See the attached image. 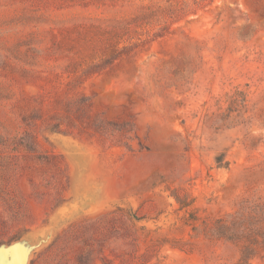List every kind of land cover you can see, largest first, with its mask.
I'll use <instances>...</instances> for the list:
<instances>
[{
    "label": "rangeland",
    "instance_id": "1",
    "mask_svg": "<svg viewBox=\"0 0 264 264\" xmlns=\"http://www.w3.org/2000/svg\"><path fill=\"white\" fill-rule=\"evenodd\" d=\"M49 230L29 264H264V0H0V244Z\"/></svg>",
    "mask_w": 264,
    "mask_h": 264
},
{
    "label": "water",
    "instance_id": "2",
    "mask_svg": "<svg viewBox=\"0 0 264 264\" xmlns=\"http://www.w3.org/2000/svg\"><path fill=\"white\" fill-rule=\"evenodd\" d=\"M47 138L62 136L61 133L52 129L45 132ZM134 221H138L130 212ZM53 232L49 230L43 238L36 242L25 243L24 238L12 241L9 244H0V264H29L34 252L47 245L51 240Z\"/></svg>",
    "mask_w": 264,
    "mask_h": 264
},
{
    "label": "trees",
    "instance_id": "3",
    "mask_svg": "<svg viewBox=\"0 0 264 264\" xmlns=\"http://www.w3.org/2000/svg\"><path fill=\"white\" fill-rule=\"evenodd\" d=\"M162 28H163V27H162ZM162 28H160V30H159L160 32L163 31ZM156 35H157L158 37L160 36L159 33H156ZM123 49H124V51L126 50V48H123ZM119 53H120V52H119ZM111 59H116V58H111ZM111 59H110V60H111ZM108 61H109V60L104 61V64H108ZM104 67H105V65H104ZM53 129H54V130H57L56 127H54ZM217 159H218V158H217ZM217 161H218V160H217Z\"/></svg>",
    "mask_w": 264,
    "mask_h": 264
}]
</instances>
